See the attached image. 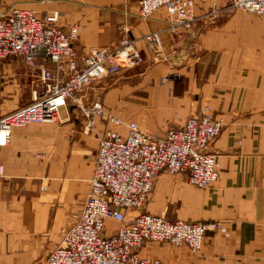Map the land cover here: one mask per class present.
I'll list each match as a JSON object with an SVG mask.
<instances>
[{
    "label": "crops",
    "instance_id": "1",
    "mask_svg": "<svg viewBox=\"0 0 264 264\" xmlns=\"http://www.w3.org/2000/svg\"><path fill=\"white\" fill-rule=\"evenodd\" d=\"M139 0H0V15L11 9L58 17L62 29L78 26L75 46L112 49L127 37L142 64L109 75L82 93L98 97L106 114L159 139L208 107L223 128L208 152L216 154L219 178L207 189L188 184L185 173H163L141 212L169 221L219 222L207 232L199 253L186 247L148 243L141 257L163 264H264V15L244 14L231 0H196L195 21L173 33L159 9L137 17ZM157 32L160 52L143 37ZM40 64L15 57L0 60V113L31 104L42 88ZM47 69L54 70L51 63ZM177 75L164 85L160 79ZM72 106L59 121L14 128L0 146V264H43L61 233L77 218L94 169L97 137L105 117L86 132ZM123 133L124 126H109ZM137 212H128L132 218ZM109 223V230L115 229Z\"/></svg>",
    "mask_w": 264,
    "mask_h": 264
},
{
    "label": "built area",
    "instance_id": "2",
    "mask_svg": "<svg viewBox=\"0 0 264 264\" xmlns=\"http://www.w3.org/2000/svg\"><path fill=\"white\" fill-rule=\"evenodd\" d=\"M196 0H139L137 17L149 19L159 9L169 17L173 33L188 31L195 21ZM230 7L244 14L264 15V0H231ZM125 37L112 49L89 48L82 54L75 46L78 26L66 29L58 17L38 18L32 10L11 9L0 15V60L15 57L29 67L40 64L42 88L34 93L31 104L10 113H0V146H6L14 128L59 121L60 109L73 105L81 114L86 132L104 116L107 126H124L123 133L103 129L97 137V153L87 193L76 220L61 233V239L43 264H163L156 258L141 257L148 243H166L199 253L207 232L220 228L219 222L169 221L143 213L156 179L163 173H185L188 184L198 189L212 187L219 178L218 156L208 147L219 135L223 124L205 107L199 117L189 118L183 127L169 129L156 139L135 122L106 114L96 97L90 107L78 94L90 83L143 62L135 42ZM153 53L160 52L157 32L143 37ZM47 63L54 70L46 67ZM177 75L160 79L164 85ZM0 166V177H3ZM128 212H137L132 218ZM115 229L109 230L108 224Z\"/></svg>",
    "mask_w": 264,
    "mask_h": 264
},
{
    "label": "water",
    "instance_id": "3",
    "mask_svg": "<svg viewBox=\"0 0 264 264\" xmlns=\"http://www.w3.org/2000/svg\"><path fill=\"white\" fill-rule=\"evenodd\" d=\"M108 76H105V77H103V78H101V79H99V80H96L95 82H92V83H90L89 85H87L79 94H78V97H79V101L83 104V106H85V107H90L91 105H92V103H93V101H94V99L91 101V102H89V103H86V101L84 100V98H82V93L83 92H85V91H87L93 84H95V83H97V82H100L101 80H103L104 78H107ZM70 106H72V108L76 111V112H79L73 105H70ZM80 113V112H79Z\"/></svg>",
    "mask_w": 264,
    "mask_h": 264
},
{
    "label": "rangeland",
    "instance_id": "4",
    "mask_svg": "<svg viewBox=\"0 0 264 264\" xmlns=\"http://www.w3.org/2000/svg\"><path fill=\"white\" fill-rule=\"evenodd\" d=\"M156 244H159V245H169V246H171L170 244H166V243H156Z\"/></svg>",
    "mask_w": 264,
    "mask_h": 264
}]
</instances>
